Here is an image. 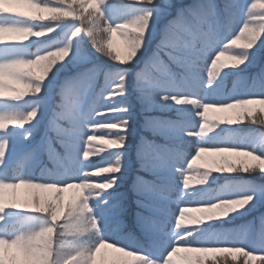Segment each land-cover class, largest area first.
<instances>
[{
  "label": "clouds",
  "instance_id": "obj_1",
  "mask_svg": "<svg viewBox=\"0 0 264 264\" xmlns=\"http://www.w3.org/2000/svg\"><path fill=\"white\" fill-rule=\"evenodd\" d=\"M112 3L113 0H38L39 12L31 18L40 23L21 29L22 34L17 37L35 45V49L25 48L22 52L28 54L0 64V97H7L3 100L11 109L0 117V159L14 137L20 145L15 161L5 166L8 175L0 179V193H8L7 198H0V247L22 249L29 256L26 264H172L170 257L177 249L229 238L235 245L233 250L250 257L251 253L244 251V246H250L246 231L218 230L213 222L227 220L254 206L253 194L246 190V185L229 180L215 189L206 186L214 173H264V146L248 150L242 147L246 137L231 135L224 137L230 140L228 144H206L209 134L216 133L231 117L205 121L202 110L231 108L235 123L250 118L248 114L253 110L264 114V99L255 100L259 108H253L254 104L244 98L250 92L264 93V80L255 77L250 83L245 81L226 91L221 73L217 72L206 81L202 78L201 86L213 95L236 97L231 104L181 97L196 109L200 120L198 130L185 131L181 127L178 134L198 142L193 145L194 153L216 155L202 157V163L197 165L192 164L195 155H191L183 161L187 167L172 165L178 187L171 202L180 205L194 201L196 206L191 210L175 207L166 230L158 227L152 215V194L143 196L142 210L134 211L132 226L123 207L114 199L123 174L121 150L125 148V136L115 131L120 123L104 118L121 109H92L79 117L64 112L60 92L56 93L58 99H51L58 66L90 63L100 57L121 66L139 63L146 43L173 7L172 0H128V10L117 13L112 10ZM206 3L177 9L176 16L159 32L174 26L178 16L190 15L196 30L210 42L219 44L227 38L213 60L226 57L238 61L224 68L239 69L255 54L254 50L264 48V20L252 18L253 9L258 7L256 0H221L207 14L198 11ZM11 7L5 0L0 11ZM114 36L120 42L123 59H117L113 49ZM146 63L147 60L136 72L139 88L149 87L138 77ZM127 71L125 68L109 76L105 100L125 93ZM168 79L157 78L151 84L162 104L176 99L177 90L168 86ZM157 119L163 135V128L173 117L162 115ZM122 123L127 121L123 119ZM8 124L15 127L9 128ZM41 124L43 131L39 130ZM164 147L183 152L179 144ZM185 176L201 187L190 188ZM259 226L264 229V213ZM257 264H264V257H259Z\"/></svg>",
  "mask_w": 264,
  "mask_h": 264
},
{
  "label": "trees",
  "instance_id": "obj_2",
  "mask_svg": "<svg viewBox=\"0 0 264 264\" xmlns=\"http://www.w3.org/2000/svg\"><path fill=\"white\" fill-rule=\"evenodd\" d=\"M177 4L173 16H176L177 9H188L199 3H205L207 0H172ZM38 0H33L32 5L39 11L37 7ZM220 3L221 0H214ZM233 3L240 2L232 0ZM258 7L253 9V19L255 21L264 20V0L257 3ZM55 6V5H52ZM129 8L128 0H113L112 10L120 13L125 12ZM165 22V21H164ZM194 20L190 15H182L176 18V23L166 32L161 33L159 30L164 25L159 23L157 26L156 36L146 43L143 57L135 66H121L114 64L106 58L100 57L92 62H73L58 66L59 71L53 79L55 87L51 89V99H58L56 93L60 92L64 97V112L68 115L85 116L92 109H110L111 107H122L126 109L122 113H109L104 119L113 121L117 119L126 120L127 117L133 116L127 123L120 122L121 125L128 126V130L118 129L125 136V148L121 150L123 174L119 177L118 187L116 189V201L122 202V207L127 215L130 226L133 225L134 211H141L142 204L140 201L146 194H152L154 205L153 217L157 221L158 227L167 228L170 219H167L166 207H170L172 199L176 195L178 187L174 169L172 165L185 167L183 161H186L194 154L192 140L178 134V130L188 123H197L198 119L195 115L196 109L192 106H178L175 102L171 104H162L158 101V97L154 94V87L151 84L161 77H169L170 74L183 77L185 74V65L195 60L199 75L206 81L208 71L211 68V60L223 45L227 43L224 38L221 43H212L211 54L204 58L198 59L196 54L204 49L208 43L205 36L201 35L194 26ZM39 24V23H38ZM235 31H233V35ZM43 39V38H42ZM183 49L178 52L177 49ZM33 48L30 46L29 50ZM153 53L151 54V51ZM254 55L250 60L242 65L239 69L221 68V78L224 80L227 91L239 84L247 81L251 82L253 78L264 70V48L258 51L254 50ZM147 60L142 71L138 73L148 88L137 87L136 72L137 69ZM228 60L224 65H231ZM128 69L126 72V91L114 100L108 101L104 99L107 92V84L109 76L119 70ZM219 79V77H217ZM203 95V93L201 94ZM199 99L200 97H189ZM171 116L173 119L161 130V123L157 119L160 116ZM131 128L132 134H127ZM40 131H43V124L40 125ZM197 130V128H196ZM264 133V124H240L227 126L221 129V136L214 139L213 144H226L230 141L225 139L229 135L233 137H247L251 133ZM167 137L168 139H165ZM37 138L39 136L37 135ZM186 143L184 141H186ZM13 142L20 145L13 138ZM165 144H179L183 152L175 150L172 147H164ZM158 177L160 179H158ZM214 180V181H212ZM226 180L239 183L241 185H255L259 188L257 198L254 200V206L241 210L240 213L234 214L224 221L213 222L218 230H240L246 231L250 237V246L259 243L260 237L264 235V229L259 226V218L264 213V193H261L264 187V176L250 174H213V179L209 181V185L215 189L223 184ZM199 187H201L199 185ZM71 194V193H70ZM74 195V194H73ZM195 253L192 256L191 264H249L245 257L234 259L229 254L217 255L209 254L206 249L197 248L200 245H190ZM218 247H229L230 245H216ZM201 249V250H200ZM211 249V248H209ZM216 249V248H215ZM203 250V251H202ZM254 262L257 264L259 254ZM6 264H26L29 259L22 249L5 252Z\"/></svg>",
  "mask_w": 264,
  "mask_h": 264
},
{
  "label": "snow or ice",
  "instance_id": "obj_3",
  "mask_svg": "<svg viewBox=\"0 0 264 264\" xmlns=\"http://www.w3.org/2000/svg\"><path fill=\"white\" fill-rule=\"evenodd\" d=\"M216 7V3L214 0H207V3L204 7L198 9V11L203 12L207 14L208 12L214 10ZM206 38V37H205ZM207 39V38H206ZM208 40V39H207ZM19 42V41H13ZM213 42H210L208 40V43L204 49H202L199 53L196 54V57L198 59L204 58L206 56H209L211 54V45ZM117 52V59H123V55L120 54V52ZM221 57H217L216 60L211 61V68L212 71H208V76H215L217 72H219V69L224 68V64H221L220 61ZM18 59L17 56H8L5 58H0V64L7 63L9 61ZM232 64H237L239 63L238 61L235 60H230ZM258 80H264V72H261L257 76ZM201 80L202 77L199 75V72L196 67L195 60L191 61L189 64L185 65V74L183 77L175 76L170 74L169 79L167 81V84L169 87L176 89V99L168 101V104H171V102H175V105L178 106H192L190 103L185 104L182 100L181 97L184 98V100L188 101H198V100H203L208 103H214V104H223V103H229L231 104L232 101L236 97H221L219 95H213L211 94L210 90H204L201 86ZM203 93V95H201ZM200 97L199 99H192L189 97ZM253 96H259L262 97L261 99H264V93L262 92H250L245 94V97H253ZM208 97H211L209 99ZM244 97V98H245ZM0 99H7V97H0ZM116 99V98H114ZM248 99V98H246ZM250 104H254L255 100L254 99H248ZM113 109H121L120 112H111L112 114L115 113H122L125 112L126 109L122 107L118 108H113ZM210 113L212 115H210ZM216 114L214 117L213 114ZM250 117L254 119L255 123H261L264 124V119L259 118L257 115V112L253 110L252 112H249L248 114ZM202 117L205 121L217 118L221 119L224 117H231L229 122L227 124L221 125V126H234V125H240V123H235L233 122L235 119V115L232 111L231 108L227 109H222V108H209V107H204L202 110ZM243 119V118H241ZM123 119H117L113 120V123H120L122 122ZM199 126V121L197 122ZM197 123H188L185 124L182 128L185 131H196ZM205 129L208 127L207 123L204 124ZM209 133H206L205 135H208ZM125 139V137H124ZM209 146H216V145H209ZM222 146H227V145H222ZM251 146V147H249ZM256 146H264V133L259 134V138H257L256 133H251L246 137L245 143L242 145V147L255 151ZM18 150L17 144L12 142L10 145L5 146V152H4V157L3 159H0V179H3L5 176L8 175L9 169L5 167L6 165H10L13 157L15 156L16 151ZM255 154L260 155L261 153L256 152ZM195 159L192 160L193 165H197V162L200 161L202 163V157L203 158H208L210 156L216 155L215 153H206V152H195ZM200 164V163H199ZM250 175H261L264 176V173H249ZM185 183H188L191 181V177L185 176L184 177ZM247 191L251 192L253 194V200L257 198V192L259 191V188L255 185H250L247 186ZM8 193L5 192V198H7ZM194 202V201H192ZM199 244V243H197ZM196 245V244H194ZM200 246L197 248H217V249H232L235 247V245L231 242L229 238H220L216 240L215 242L212 243H204V244H199ZM216 245H230L229 247H218ZM244 251L245 252H250L251 255L259 254L260 257H264V236L260 237L259 243L253 246H244Z\"/></svg>",
  "mask_w": 264,
  "mask_h": 264
},
{
  "label": "rangeland",
  "instance_id": "obj_4",
  "mask_svg": "<svg viewBox=\"0 0 264 264\" xmlns=\"http://www.w3.org/2000/svg\"><path fill=\"white\" fill-rule=\"evenodd\" d=\"M32 1L33 0H23V3H22V7H19V6H17V9L19 10V11H21V12H24L23 14H25V15H27L31 20H32V22H30L29 24H27V26H23V27H21V29H24V28H27V27H30V26H32V25H37L38 23H40V21H37V20H34V19H32L31 17L32 16H34V15H36L39 11L38 10H36V8L32 5ZM240 1V0H239ZM259 1H261V0H256V3H258ZM249 2H251V0H249ZM172 3H173V7H172V9L170 10V13L168 14V15H166L163 19H161L160 20V22L159 23H161L162 25H165L166 23H167V21L169 20V19H171L172 18V14H174V10L176 9V7H177V4H175L173 1H172ZM165 21V22H164ZM157 26H159V24L157 25ZM20 29V30H21ZM156 36V35H155ZM148 43V42H147ZM30 46H32V50H34L35 49V45H31L30 44V42H27V41H21L20 40V45H17V47H14L12 50H7L6 52H4V53H0V58H5V57H8V56H17V55H21V54H28V53H24V52H22V50L23 49H25V48H30ZM112 46H113V49L115 50V51H118V52H120V54L121 55H123V50H122V48H121V46H120V42H119V40H118V38H116L115 36L113 37V41H112ZM31 50V51H32ZM153 53V50L151 51V54ZM218 53V52H217ZM216 53V54H217ZM215 56L216 55H214L213 56V58H215ZM142 58H144L143 56H142ZM141 58V59H142ZM212 58V59H213ZM140 59V60H141ZM212 61V60H211ZM140 62V61H139ZM221 64H224V63H227L228 62V59H226V57H221L220 58V61H219ZM138 64V63H137ZM137 64H135L134 66L136 67V65ZM211 65V64H210ZM211 69V68H210ZM220 70H222V69H219V72H220ZM128 81V80H127ZM127 81H126V83H127ZM126 86H127V84H126ZM209 99H211V97H208ZM245 98H248V99H254V100H258V99H261L262 97H259V96H253V97H245ZM252 107L253 108H259V105L258 104H254V105H252ZM111 108H114V107H111ZM11 109H10V106L8 105V103L7 102H5V101H2V104H0V115L3 117V116H5V114L7 113V112H9ZM210 115H212L211 113H210ZM257 115L259 116V118H261V119H264V114H260V113H257ZM197 117V119H198V121L200 120V117H198V116H196ZM131 118H133V116H130L129 115V117H127V119H126V121H128L129 122V120L131 119ZM255 122H254V119L252 118V117H250V118H248V119H246V120H244V121H242L240 124H246V125H249V124H254ZM11 127H15V125H13V124H10L9 125V128H11ZM227 126H221V129H224V128H226ZM124 130H128V126H123L122 127ZM197 130H198V123H197ZM118 129H120V128H118ZM118 129H116L115 131H119ZM221 129H218L217 130V132L216 133H214V134H209V137H207L206 139H205V143L206 144H213V140L214 139H217L218 140V138L222 135L221 134ZM133 132H132V130H131V128L129 129V132L127 133V134H132ZM15 138V137H14ZM190 140H192L191 141V143H193V144H197L198 142L195 140V139H191L190 138ZM187 141H189L188 139H186V141H184L185 143L187 142ZM221 142H226V144H228L230 141H221ZM19 149V148H18ZM194 155V154H193ZM13 161H15V156L13 157V159H12ZM199 163H201L200 161H198L197 162V164H199ZM19 166H21L22 167V164H20ZM185 167H187V165L185 166ZM189 174H192L191 172L189 173ZM261 176V175H260ZM211 179H213V178H210V180ZM212 181H214V180H212ZM199 187V185H197V184H195V182L193 181V182H190V188H198ZM261 193H264V187L262 188V190H261ZM3 197H5V193H0V198H3ZM116 198V195H114V199ZM119 202V204L122 206V202L119 200L118 201ZM179 206H181V207H186V208H188L189 210H191V209H193L195 206H196V204H195V202H188V201H185L184 203H182V204H180L179 205V202L176 204V205H174L173 203L170 205V207L168 206V207H166V214H165V216H166V218L167 219H170V213L173 211V209L175 208V207H179ZM251 207V206H250ZM249 207V208H250ZM190 248H181V249H177L175 252H173L172 254H171V257H170V259H171V261H172V264H191V259H192V256H193V254L195 253V250L191 247V246H189ZM19 249V248H18ZM201 250V249H200ZM207 251H208V253L211 255V254H217V255H223V254H229V255H231V257L232 258H234V259H238V258H240L241 256H242V253H240V252H238V251H235V250H233V249H215V248H211V249H206ZM9 251H15V249H12V248H8V247H0V264H6V259H5V252H9ZM203 251V250H202ZM243 257V256H242ZM256 257H257V255H251L250 257H245L249 262H254L255 261V259H256Z\"/></svg>",
  "mask_w": 264,
  "mask_h": 264
},
{
  "label": "bare ground",
  "instance_id": "obj_5",
  "mask_svg": "<svg viewBox=\"0 0 264 264\" xmlns=\"http://www.w3.org/2000/svg\"><path fill=\"white\" fill-rule=\"evenodd\" d=\"M5 0H0V4ZM12 7L7 11H0V53L7 50H12L17 45H20V40L17 39L22 33L21 27L27 26L32 20L17 9V6L22 7L23 0H7ZM19 41V42H13ZM3 99H0L2 104ZM0 117H2L0 115ZM10 124H8L9 127Z\"/></svg>",
  "mask_w": 264,
  "mask_h": 264
}]
</instances>
